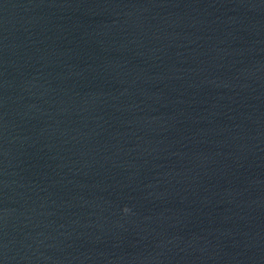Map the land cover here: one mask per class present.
Masks as SVG:
<instances>
[{
	"label": "water",
	"instance_id": "1",
	"mask_svg": "<svg viewBox=\"0 0 264 264\" xmlns=\"http://www.w3.org/2000/svg\"><path fill=\"white\" fill-rule=\"evenodd\" d=\"M264 193V0H0V217Z\"/></svg>",
	"mask_w": 264,
	"mask_h": 264
}]
</instances>
